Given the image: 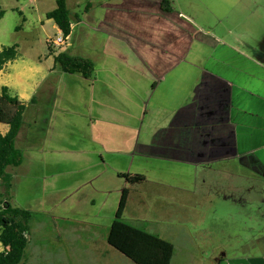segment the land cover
<instances>
[{
	"label": "rangeland",
	"instance_id": "374dc122",
	"mask_svg": "<svg viewBox=\"0 0 264 264\" xmlns=\"http://www.w3.org/2000/svg\"><path fill=\"white\" fill-rule=\"evenodd\" d=\"M88 2L91 6L86 9ZM102 2L105 0H67L72 23H76L74 15L80 22L63 45L51 47V50L57 53L66 49L72 54L91 58L95 64L92 77L96 80V99L102 97L105 101L107 98L106 104L110 111L118 116H125L121 112L122 107L131 112H140L138 104L147 102L144 123L158 121V117L163 114L156 110L157 104L170 106L181 101L186 87L196 80L198 68L205 64L211 54L212 38L236 42L241 49L251 54L261 55V51H264V0H171L174 12L171 13L173 20L169 24H138L136 31H140V36L132 34V29L129 31L132 37L124 42L108 40L104 30L97 29L100 19H104ZM54 7L55 0H0V10L4 11L0 19V49L17 44V62L42 61L43 65L51 62V59L45 61L48 56H52L47 39L55 38L58 32L54 22L48 20L45 13ZM179 11L186 14H181L185 16L184 19L177 17ZM175 20H187L191 26L189 28L187 24L178 23L179 29L175 32ZM193 28L198 33L192 34ZM230 29L231 33H228ZM184 31L191 34L192 38L187 41L179 38V33ZM176 35L178 40H175ZM175 41L180 55L174 54L173 46H170L175 45ZM166 70L170 71L166 76L164 74V80H160L158 71ZM126 71H133L135 78L140 80L137 104L134 100L126 99L129 93L116 76L118 73L122 77ZM47 78H50L54 91L59 90L56 100L60 110H55L48 97L46 103H39L38 109L33 104L29 105L25 112L26 125L17 139V145L23 149L24 159L19 166L10 169L13 174L11 203L32 212L28 245L23 260L18 264H136L107 242L123 179L112 174L111 165H104L105 171L98 174L102 167L96 165V155L89 152L90 145L94 144L89 140V118L81 117L79 112H88L91 89L84 91L88 98L82 102L86 97L83 98L79 87H90V81L80 74L61 70ZM133 79L132 76L128 78L131 84L137 86L132 82ZM155 85L157 87L153 90ZM114 105L119 111L112 108ZM103 107L106 109L105 104ZM53 109L54 122L48 121L42 136L41 119ZM128 116L139 127L137 115ZM32 122L41 124L37 125L35 134L30 136L28 129ZM28 137L32 140H28ZM84 143L87 144L88 152L81 153L80 157L75 149ZM114 156L108 155L106 159ZM130 160L131 163L122 159L121 164L126 161L125 166L132 165L135 170H138V166L150 167V164L151 167L153 164L168 165L161 161L140 163L136 154ZM142 171L154 175L148 173L150 171ZM200 173L199 176L204 174ZM144 180L133 184L137 190H150L151 186ZM227 182L225 180L224 186L228 185ZM157 191L159 197H151L140 206V213L148 221H132L133 215L137 214L134 205L123 220L139 225L143 230L161 227V232L166 235L180 226L183 231L190 232L193 243L196 241L205 246L220 240L221 229L226 232L244 229L240 219L245 217V223L250 224L257 214L264 213V207L257 197L251 199L248 195H241L243 199L237 204L233 196L227 200L221 199L226 193L233 195L232 191L224 189L220 195L215 191H207L211 195L208 200L195 205L194 219L174 223L166 216H159L156 209L176 207L173 197H177L178 191L169 188ZM136 202L135 197V205ZM157 219V222L153 221ZM185 259L176 257L173 264H180Z\"/></svg>",
	"mask_w": 264,
	"mask_h": 264
},
{
	"label": "crops",
	"instance_id": "0c3cea01",
	"mask_svg": "<svg viewBox=\"0 0 264 264\" xmlns=\"http://www.w3.org/2000/svg\"><path fill=\"white\" fill-rule=\"evenodd\" d=\"M100 4L104 9V19H100L101 25L99 24L97 29L104 30L103 33L108 40L124 42L132 37L129 33L132 29V34L137 33L140 36V31H136L138 24L144 26L147 23L169 24V21L173 20L171 13L174 11L164 13L160 9L158 0H105ZM181 14L184 12L179 11L177 17L184 19L185 16ZM74 18L76 23L71 24V32L66 39L80 22L76 15ZM183 21L186 23L175 20V28L173 27L175 32L179 29L178 23L191 26L187 20ZM56 29L59 33L60 29L57 26ZM188 30L187 28L186 31ZM186 31L179 33V38L183 41L192 38V35L187 34ZM194 31L195 29L192 34L198 33ZM228 33H231V29ZM212 39L211 54L206 58L205 64L198 68L199 74L196 80L186 87L181 101L170 106L157 104L156 110L163 114L158 117L160 118L158 121L144 123L147 102L138 104L140 112H131L122 107L121 112L125 116H118L110 111L109 105L106 104L107 98L105 101L102 97L96 99V80L93 77L82 76L86 81H90L91 87H79L83 94L85 90L91 89V100L88 101L90 107L87 112L89 115L79 112L81 117L89 118L87 122L89 140L94 143L90 145L89 152L96 155L98 158L96 165L102 167L98 174L105 171L104 165H111L112 174L123 179L122 186L128 188L122 217L126 216L134 205L137 214L133 215L132 221H148L149 219L140 213L142 212L140 206L151 197H159L157 190L168 188L178 191L177 197H173L175 199L173 204L176 207L157 208L156 211L159 216H166L174 223L194 219L195 205L208 200L211 195L207 191H215L217 195H220L224 189L232 191L233 195L226 193L221 199L227 200L233 196L237 204L243 199L241 195H248L251 199L257 197L264 207V185L262 187V183L264 184V51H261V55L251 54L241 49L236 42L223 41L221 38ZM175 40H178L177 35ZM170 46H173L174 54L180 55L177 41L175 45L170 44ZM51 55L45 59L46 62L51 59V62L44 65L42 61L19 63L17 58L5 63L0 69V91L3 86H7L10 92L23 102H28L33 95H36L38 101L33 105L37 109L39 103L47 102L48 97L55 110L59 111V103L56 100L59 90L54 91L56 93L53 99L47 95V77L59 71L55 67L53 54ZM168 71L170 70L158 71L160 74L157 77L164 80V74L166 76ZM125 73L122 75L123 78L118 73L116 76L124 90L129 93L126 99L134 100L137 104V99L140 98L138 96L140 80L135 78L133 71ZM131 76L134 77L132 82L137 86L128 80ZM156 87L155 85L152 89ZM83 98L85 99H82V102H86L88 95L84 94ZM104 104L106 109L103 107ZM115 105L112 108L116 109ZM50 114L49 121L52 120L53 123L54 109ZM128 115H137L139 127ZM36 124L33 123L28 129L30 136L34 133L33 127ZM0 131L6 133L8 125L0 123ZM84 145L79 144L78 149H75L80 157L81 153L88 152L87 144ZM133 154L138 156L140 163L161 161L168 165L153 164L154 166L151 167L150 164V167L138 166V170H135L132 165L126 167V161L121 164L122 159H127L131 163L130 158ZM108 155L115 156L106 159ZM142 170L150 171L148 173L154 175H147ZM200 172L204 174L199 176ZM122 173L143 175L144 182L151 186L150 190L147 188L137 190L136 186L119 175ZM225 180L228 181L226 186H224ZM240 221L244 229L232 232L221 229L220 240L205 246L196 241L193 243L190 232L183 231L180 226L174 228L169 235L161 232V227H151L152 229L145 231L173 244L174 252L170 264L176 262V257L186 258L181 260L180 264H219L224 259L230 264H264L263 211L257 214L250 224L245 223V217ZM4 249L0 242V251Z\"/></svg>",
	"mask_w": 264,
	"mask_h": 264
},
{
	"label": "trees",
	"instance_id": "16d2710c",
	"mask_svg": "<svg viewBox=\"0 0 264 264\" xmlns=\"http://www.w3.org/2000/svg\"><path fill=\"white\" fill-rule=\"evenodd\" d=\"M160 9L164 13L172 12L171 0H158ZM91 6L88 2L86 9ZM4 14L0 10V19ZM67 38L71 32V12L67 0H56V7L46 13ZM48 45V44H47ZM49 46V45H48ZM55 67L62 72L77 73L85 78H91L95 72L94 61L85 56L72 54L64 49L57 53L52 52ZM18 57L17 44L0 49V69L8 61ZM50 79V78H49ZM47 78V95L54 98V89ZM38 97L33 95L28 102H23L13 95L7 86L0 91V123L8 125V131H0V242L5 247L0 251V264H18L23 260L28 245L29 220L32 212L15 206L10 201L12 186V167L19 166L24 159L23 149L17 145V136L25 127V112L29 104H35ZM41 119L33 127L34 135L38 126L42 125L41 134L44 136L49 121V115ZM34 122H32L33 124ZM32 124L29 125V128ZM38 125V126H37ZM28 140H32L28 137ZM125 181L135 184L145 178L141 174H119ZM128 197V188L121 189L120 198L115 211V217L110 225L107 242L136 264H170L174 246L162 237L147 232L123 220V211Z\"/></svg>",
	"mask_w": 264,
	"mask_h": 264
},
{
	"label": "built area",
	"instance_id": "2783aa9c",
	"mask_svg": "<svg viewBox=\"0 0 264 264\" xmlns=\"http://www.w3.org/2000/svg\"><path fill=\"white\" fill-rule=\"evenodd\" d=\"M65 40H66V38L62 35V33L60 31L55 38L47 39V44L51 47L61 46L64 44ZM219 264H230V262L227 259H224Z\"/></svg>",
	"mask_w": 264,
	"mask_h": 264
}]
</instances>
